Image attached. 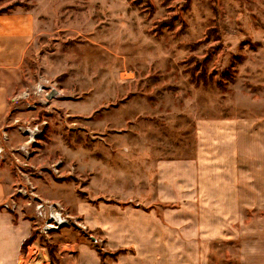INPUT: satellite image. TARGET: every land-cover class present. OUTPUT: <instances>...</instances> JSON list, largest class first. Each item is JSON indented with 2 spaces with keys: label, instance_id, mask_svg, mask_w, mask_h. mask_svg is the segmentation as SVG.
<instances>
[{
  "label": "rangeland",
  "instance_id": "374dc122",
  "mask_svg": "<svg viewBox=\"0 0 264 264\" xmlns=\"http://www.w3.org/2000/svg\"><path fill=\"white\" fill-rule=\"evenodd\" d=\"M15 13L16 263L264 264V0H0ZM39 205L67 222L41 232Z\"/></svg>",
  "mask_w": 264,
  "mask_h": 264
},
{
  "label": "crops",
  "instance_id": "0c3cea01",
  "mask_svg": "<svg viewBox=\"0 0 264 264\" xmlns=\"http://www.w3.org/2000/svg\"><path fill=\"white\" fill-rule=\"evenodd\" d=\"M31 22L29 16L24 13L0 15V69L8 77L21 65L23 54L33 35ZM0 79L6 80L1 73ZM10 83H0V113L7 109L6 96L11 90ZM7 172L8 167L0 164V264H17L21 242L30 234L31 224L28 219L16 217L13 212L1 207L11 189L12 180L6 176ZM219 175L222 176L221 173ZM220 177L219 187L228 185V178ZM151 243L148 241L147 247H150Z\"/></svg>",
  "mask_w": 264,
  "mask_h": 264
},
{
  "label": "built area",
  "instance_id": "2783aa9c",
  "mask_svg": "<svg viewBox=\"0 0 264 264\" xmlns=\"http://www.w3.org/2000/svg\"><path fill=\"white\" fill-rule=\"evenodd\" d=\"M44 87V84L42 85H40L39 86V88L37 87V91L39 92V91H41L42 90V88ZM30 129V130H29ZM22 131H25V132H27L28 134L29 133H32V132H34V133H36V129L35 128H25V129H22ZM30 139V138H29ZM23 147V146H22ZM24 149V148H23ZM2 150H0V152H1ZM14 202V201H13ZM15 204V203H14ZM16 205V204H15ZM4 207H5V209H8V210H12V208L14 207L13 206V203H11V204H5L4 205ZM40 207H42V205H39V206H37V208H36V210H38V215L40 216V217H44V222H43V224L41 225V227H40V231L41 232H43V233H46L47 232V230H49L50 228H52L51 226H53V227H58V226H60V225H62V224H64V223H66L67 222V218H65V217H62V212H60V211H56V210H51V211H49L48 212V215L46 216V212L44 211V209L43 208H40ZM46 217H48V218H46ZM46 218V219H45ZM48 225V226H47Z\"/></svg>",
  "mask_w": 264,
  "mask_h": 264
},
{
  "label": "water",
  "instance_id": "95a60500",
  "mask_svg": "<svg viewBox=\"0 0 264 264\" xmlns=\"http://www.w3.org/2000/svg\"><path fill=\"white\" fill-rule=\"evenodd\" d=\"M58 93H59V91H58L56 88L51 87V88H50V91H48V92L46 93V96H47V98H51L52 96H55V95H57Z\"/></svg>",
  "mask_w": 264,
  "mask_h": 264
},
{
  "label": "bare ground",
  "instance_id": "6f19581e",
  "mask_svg": "<svg viewBox=\"0 0 264 264\" xmlns=\"http://www.w3.org/2000/svg\"><path fill=\"white\" fill-rule=\"evenodd\" d=\"M30 130V129H29ZM34 135H35V133L34 132H32V133H29V136H30V138L32 139V137H34ZM29 141H30V139H29Z\"/></svg>",
  "mask_w": 264,
  "mask_h": 264
},
{
  "label": "trees",
  "instance_id": "16d2710c",
  "mask_svg": "<svg viewBox=\"0 0 264 264\" xmlns=\"http://www.w3.org/2000/svg\"><path fill=\"white\" fill-rule=\"evenodd\" d=\"M29 240H30V238H29ZM29 240H27V241H29Z\"/></svg>",
  "mask_w": 264,
  "mask_h": 264
}]
</instances>
